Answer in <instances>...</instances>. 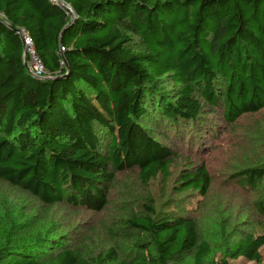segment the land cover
<instances>
[{"label":"trees","instance_id":"obj_1","mask_svg":"<svg viewBox=\"0 0 264 264\" xmlns=\"http://www.w3.org/2000/svg\"><path fill=\"white\" fill-rule=\"evenodd\" d=\"M64 1L73 16L51 0H0V182L45 208L39 217L0 208V264H264V192L256 227L241 230L230 215L219 240L151 197L106 230L112 247L95 229L75 243L49 222L57 206L106 211L118 174L169 186L183 134L159 132L171 145L159 142L144 128L151 118L193 128L208 109L227 125L264 111V0ZM22 31L46 77L28 72ZM184 164L172 188L204 200L206 163ZM231 178L259 193L264 166Z\"/></svg>","mask_w":264,"mask_h":264},{"label":"rangeland","instance_id":"obj_2","mask_svg":"<svg viewBox=\"0 0 264 264\" xmlns=\"http://www.w3.org/2000/svg\"><path fill=\"white\" fill-rule=\"evenodd\" d=\"M163 90L167 94L171 87L165 85ZM208 110L207 118L193 126L194 130L192 126L172 127L170 122H161L162 125L159 126L158 123L156 126L153 118L150 123H144V128L157 141L168 146L171 145L170 140L156 134L165 132L170 139L176 137L179 132L183 134V144L178 142L176 150L179 160L172 169L173 177L166 189L161 178L143 188L137 180L136 172L118 174L109 195L110 204L106 211L95 214L57 206L50 212L49 222L62 228L60 234L72 238L75 243L95 229L97 244L109 242L108 246L112 247L113 243L106 230L114 228L117 231V222L129 212L141 211L143 202L151 197L158 212L181 210L188 217H198L202 223L203 236L207 239L219 240V229L227 224L230 215L232 221L239 223L238 228L241 230L256 227L258 215L253 204L264 192V182L259 193L253 194L240 188L236 179L231 177L244 168L264 166V111L246 115L236 124L227 125L222 118V111ZM192 135L194 139L190 141ZM186 159L191 162L203 160L213 177L211 192L204 200L190 195L191 193L176 195L172 188L174 180L185 168ZM8 205L33 216L45 214V208L35 198L0 182V208H6ZM35 208L38 210L35 211ZM219 245L221 246V243ZM121 247L126 248L124 242ZM262 254L264 255V252ZM230 264L256 263L238 259Z\"/></svg>","mask_w":264,"mask_h":264},{"label":"built area","instance_id":"obj_3","mask_svg":"<svg viewBox=\"0 0 264 264\" xmlns=\"http://www.w3.org/2000/svg\"><path fill=\"white\" fill-rule=\"evenodd\" d=\"M51 2L66 10L70 15H74L72 8L68 4H66L64 0H51ZM21 37L24 43L25 60L27 62L28 72L36 78L46 77V72L41 60L35 52L32 39L23 31L21 32ZM62 51L64 50L62 49Z\"/></svg>","mask_w":264,"mask_h":264},{"label":"water","instance_id":"obj_4","mask_svg":"<svg viewBox=\"0 0 264 264\" xmlns=\"http://www.w3.org/2000/svg\"><path fill=\"white\" fill-rule=\"evenodd\" d=\"M10 28H12V27H10ZM12 29H13V28H12ZM22 41H23V40H22ZM25 66L27 67V62H26V60H25ZM67 76H68V75H67ZM67 76H66V77H67Z\"/></svg>","mask_w":264,"mask_h":264}]
</instances>
